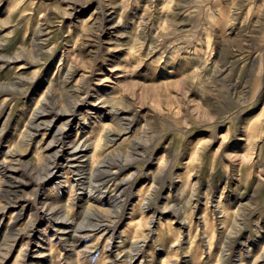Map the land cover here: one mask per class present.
Returning <instances> with one entry per match:
<instances>
[{
    "label": "rangeland",
    "instance_id": "obj_1",
    "mask_svg": "<svg viewBox=\"0 0 264 264\" xmlns=\"http://www.w3.org/2000/svg\"><path fill=\"white\" fill-rule=\"evenodd\" d=\"M0 264H264V0H0Z\"/></svg>",
    "mask_w": 264,
    "mask_h": 264
},
{
    "label": "bare ground",
    "instance_id": "obj_2",
    "mask_svg": "<svg viewBox=\"0 0 264 264\" xmlns=\"http://www.w3.org/2000/svg\"><path fill=\"white\" fill-rule=\"evenodd\" d=\"M40 32H42V31H40ZM39 113H35V117H38L39 115H38ZM39 118V117H38ZM36 119V118H35ZM42 127V125L41 124H37V126H36V129H40ZM129 127V126H128ZM82 143V142H81ZM82 144H84V143H82ZM88 144V143H87ZM90 144V143H89ZM88 144V145H89ZM79 145V144H78ZM78 146H76V148H77ZM75 148V149H76ZM81 147H79L78 149H80ZM88 149V148H87ZM10 152H12V151H10ZM7 153V152H6ZM60 153V152H59ZM11 154V153H10ZM8 155H9V152H8ZM12 155H13V153H12ZM5 156H6V154H5ZM1 162H3L4 163V161H1ZM55 165V164H54ZM59 167H62V165H59ZM57 170V168H54V166H52V168L50 169V172H49V176H51L52 174H54L55 173V171ZM119 212V211H118ZM117 212V213H118ZM65 220L68 222V223H71V221L68 219V218H65ZM186 221V220H185ZM103 225L102 224H99V225H95L94 226V228H93V230H100L101 229V227H102ZM77 227H80V225L79 226H77ZM82 227V226H81ZM134 247H136L137 248V251L138 252H141V249H142V245H139V244H135V246Z\"/></svg>",
    "mask_w": 264,
    "mask_h": 264
}]
</instances>
